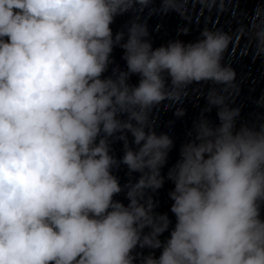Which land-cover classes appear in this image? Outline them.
I'll use <instances>...</instances> for the list:
<instances>
[{
    "label": "clouds",
    "instance_id": "1",
    "mask_svg": "<svg viewBox=\"0 0 264 264\" xmlns=\"http://www.w3.org/2000/svg\"><path fill=\"white\" fill-rule=\"evenodd\" d=\"M160 2L158 11L188 19L189 0ZM152 3L0 0V264H264V124L237 129L236 72L222 63L236 34L264 55V7L236 34L205 27L195 42L153 48L138 15L126 41L124 31L113 36L116 16ZM199 3L225 11L226 0ZM115 46L127 71L104 77ZM209 82L203 112L216 107L219 124L202 112L167 172L175 225L162 242L171 221L149 192L163 187L174 142L151 114ZM120 164L139 179L122 187L112 172ZM125 190L127 205L114 199Z\"/></svg>",
    "mask_w": 264,
    "mask_h": 264
},
{
    "label": "water",
    "instance_id": "2",
    "mask_svg": "<svg viewBox=\"0 0 264 264\" xmlns=\"http://www.w3.org/2000/svg\"><path fill=\"white\" fill-rule=\"evenodd\" d=\"M258 6L264 7V0H226L225 11L220 12L215 8L211 11L203 8L199 0H189L187 5L188 19H185L175 11L167 13L158 11L161 8V2L160 0H153V3L145 8L143 12L130 11L116 16L111 28L113 36L117 32L124 31L126 41L127 27L138 15L141 22L147 23L149 32L147 39L151 41L153 48H156L177 39L184 43L195 42L201 38L200 33L205 27L210 29L219 28L230 34H236L241 24L248 25L249 20L254 15V10ZM151 9H157V11L152 12ZM185 27L188 28L187 33L179 31ZM123 53L124 50L121 47L115 46L113 48L110 57L112 63L104 73V77L112 76L113 69L127 71L126 61L122 58ZM222 63L230 65L236 72L235 83L238 85V92L230 98L229 106L240 109V115L236 118L237 129L241 125L258 128L259 125L264 124V105L257 103L261 97H264V55L255 56V45H249L247 37L243 38L241 35L236 34L234 43L225 53ZM138 82V75L133 74L129 77L128 83L130 85H136ZM211 87L213 85L210 82L193 84L189 86L188 95L182 102L172 104V102L166 100L154 108L151 114L156 133L168 134L174 142V147L168 154L167 162L161 169V175L165 178L163 187L155 193L149 192L157 205L154 211L159 214L167 213L171 221L169 230L160 236L162 242L169 238L171 228L175 225V216L170 211L173 201L169 196V193L174 189V184L167 179V172L180 159L182 144L191 139L188 134L192 131L194 122L201 117L203 110L208 107L206 97ZM177 108L184 109L183 116L177 117L175 115ZM203 115L213 126L219 124L216 107H212L209 112H203ZM128 139L130 146L135 148L136 146L131 143L133 137L130 133ZM110 154L119 161L124 154L123 141L114 140L111 143ZM112 172L118 178L122 187L129 181L136 182L140 176V173H131L130 175L127 166L123 164L114 167ZM114 199L125 205L129 202L126 198V190L116 195ZM261 216L264 218V210H262ZM161 251L162 249H136L137 253L143 255L151 253L157 258ZM136 264H139V259Z\"/></svg>",
    "mask_w": 264,
    "mask_h": 264
}]
</instances>
